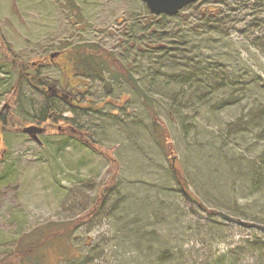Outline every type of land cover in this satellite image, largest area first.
Returning a JSON list of instances; mask_svg holds the SVG:
<instances>
[{
  "label": "rangeland",
  "instance_id": "obj_1",
  "mask_svg": "<svg viewBox=\"0 0 264 264\" xmlns=\"http://www.w3.org/2000/svg\"><path fill=\"white\" fill-rule=\"evenodd\" d=\"M254 2L200 1L157 22L142 0H0V47L39 62L27 73L48 81L39 91L28 81L18 88L0 51V262L157 264L166 252L165 264H264L260 250L247 252L249 242L264 246V53L256 46L264 24H254L264 12ZM80 44L102 51L107 69L103 80L73 69L72 84L83 83L72 88L60 83L62 53ZM216 71L232 79L219 110L220 96L208 106L201 100L221 81L208 82ZM126 72L137 89L109 79ZM54 85L69 97L51 96ZM52 102L62 121L50 126L37 119ZM67 123L120 162L116 188L97 212L109 163L81 136L64 134ZM31 126L43 129L38 140L22 132ZM89 211L96 214L84 218ZM71 226L70 237L17 260Z\"/></svg>",
  "mask_w": 264,
  "mask_h": 264
},
{
  "label": "trees",
  "instance_id": "obj_2",
  "mask_svg": "<svg viewBox=\"0 0 264 264\" xmlns=\"http://www.w3.org/2000/svg\"><path fill=\"white\" fill-rule=\"evenodd\" d=\"M253 6H256L257 8V14L259 15L260 13L264 12V0H255ZM169 17H173V16H167V15H159V16H155L152 14H149V18L153 19L155 18L157 20V22H160L161 19H165V18H169ZM257 19H254V21H256ZM209 24V23H208ZM255 24V27H258L261 24H264L263 21H257ZM211 25V24H209ZM209 28L212 30L211 32H215L217 31V28L213 27V25L209 26ZM257 40H260V44H256L257 47H259V49L264 53V38H258ZM255 45V44H254ZM261 45V46H260ZM95 46H93L92 44H80L77 46H73L72 48L66 49V51H64L62 53V55H65V58L63 62V73L62 74V79H60V83H63L66 86H71L72 88H74V86L72 85H81V83H83V80L77 79L75 80V84L73 83V80L75 79V72L77 71L78 75L83 76L84 78H90V77H97L99 79H102V75L104 73V71L107 69V56H104L105 59L103 58V52L100 51L99 49H95ZM0 51L1 53L5 56V59L10 61V65L12 66V68L16 71L17 73V79L15 81L16 85L20 86V83L24 82V81H28L29 85L32 86L33 88L37 89L38 91L40 89H42V87L48 82L45 77L41 78V75H36L35 74H31V73H27L29 71H35L38 72L36 68H38L40 66L39 62H33L30 60H23L21 58H19L18 56L14 55L13 52L9 51V47H7V45H1L0 47ZM65 53V54H64ZM54 64V63H51ZM71 64V66L69 67V65ZM74 69V71H73ZM222 73V75H218V71H216L212 76H209L208 78V82H211L210 79H215V78H220L221 81L217 82L216 84L212 83L209 86V91L203 96L201 97V100L203 99H207V102L204 103L205 106H208L207 103H210V101H212L213 99H218V96L221 97V99H219V101L217 102L215 109L213 110H219L221 109L223 106H226L227 104H222V102L225 100L226 97V91L229 89V85L232 84V79L230 77V75L226 72L220 71ZM109 79H113V80H119V79H123L125 80L130 86H133L134 89H137V81L135 80V78L132 77V75L128 74L126 72L125 73H121L120 77H116L112 74H109ZM191 77V74H188L187 77L183 78L182 82H185L188 80V78ZM193 77V76H192ZM45 79V80H43ZM198 82V81H196ZM200 84L203 83V80H199ZM108 84H110L111 82L108 80L107 81ZM200 87V86H199ZM206 87V86H205ZM17 92V89H15L14 91L11 90V96L15 97V93ZM137 91V90H136ZM140 91V90H139ZM78 92V91H77ZM141 92V91H140ZM17 95V93H16ZM144 95V94H143ZM85 99V97H84ZM51 101H56L55 99H52ZM87 103L86 104V108L91 107V102L89 100H86ZM55 105V103H49L46 104L45 108H43V112L42 115L40 116V118H38L37 120L40 122H45L47 121V123H51L50 126H52L53 122L56 121H62V119L60 120L58 118L59 114L57 111L54 110L55 107H53ZM219 105V106H218ZM84 108V107H83ZM153 117V124H154V129L156 131L157 134L159 135H163L164 137L167 138V130L159 123L158 120H156V115L153 113L152 115ZM64 127H66V125H64ZM67 128L64 131V134L69 135L74 137V134L81 136L79 138H77L79 141H81L84 145H86L87 147H89L90 149H92L93 151H95L98 154H101L103 156H105V158L107 159L108 163H109V170H110V178L108 180V182L106 184L103 185V187L101 188L100 192H98V194H100L97 197V200L100 198V204H98L97 206V211H99V209L104 205L106 198L114 191V189L116 188L117 185V174L118 171L121 168L120 162L118 161V159L115 157V155L110 151V149L102 146L101 144L95 142V141H91L90 139L87 138H83L81 131L78 129H76L77 131H75L74 129H70L69 128V124L67 123ZM69 129L71 131H69ZM74 132V133H73ZM63 134V133H61ZM166 140V139H165ZM187 197L189 198V200L191 202H197L198 205H200V203L196 200V197L192 194V192H188ZM93 202V205H97L96 201ZM201 210L208 212L209 214H216V211L213 210H209L203 206H201L200 208ZM96 212H91L89 211L88 213H86L84 215V218H87L89 216H91L92 214H96ZM88 221V220H87ZM74 225H78V223H73ZM74 227V226H73ZM73 227H69V228H65L64 231H55V232H49L45 235V237L42 240H38L35 243H33L30 248H28L27 250L24 251H20L18 252L16 255L20 254L19 256H17V260H20L21 258H23L28 252L32 251L33 249H35L36 247H39L40 245H42L43 243H45L47 240L51 239V238H56L58 236H60L61 234H63L65 237H70L71 235V230H73ZM249 249L247 252H255L259 251L258 256L259 258H262V256L264 255V246L263 245H259L257 243L251 244L250 242L248 243ZM239 259L238 258H234L232 260L231 264H234L235 260ZM68 259H66L65 261H67ZM176 260L178 262H180V259L178 257H176ZM169 261V258L167 257L166 252H160V254L156 255V263L157 264H165L166 262ZM175 261L174 258L171 259V262ZM16 260H10L9 263H4V262H0V264H15Z\"/></svg>",
  "mask_w": 264,
  "mask_h": 264
},
{
  "label": "water",
  "instance_id": "obj_3",
  "mask_svg": "<svg viewBox=\"0 0 264 264\" xmlns=\"http://www.w3.org/2000/svg\"><path fill=\"white\" fill-rule=\"evenodd\" d=\"M151 14L160 15H176L179 10L184 8L186 5L195 2L196 0H142ZM58 53H52L50 58H54ZM42 130H36L33 127H27L22 130L23 133L30 135L31 138H36V133Z\"/></svg>",
  "mask_w": 264,
  "mask_h": 264
},
{
  "label": "flooded vegetation",
  "instance_id": "obj_4",
  "mask_svg": "<svg viewBox=\"0 0 264 264\" xmlns=\"http://www.w3.org/2000/svg\"><path fill=\"white\" fill-rule=\"evenodd\" d=\"M200 1H208V0H196L195 2H192V3H190V4H188V5H186L184 8H186L187 6H189V5H191V4H194V3H196V2H200ZM209 4V3H208ZM209 7H211V5L209 6ZM213 7H215V6H213ZM184 8H182L180 11H182ZM50 89H49V92L51 93L50 95L51 96H60L61 98H68L69 97V95L68 94H63L62 92H61V90H59V89H56V87H55V85L53 86V87H49ZM32 127H34V126H32ZM37 127V126H36ZM35 129V131L36 130H39V129H36V128H34ZM42 132H43V129H42Z\"/></svg>",
  "mask_w": 264,
  "mask_h": 264
}]
</instances>
